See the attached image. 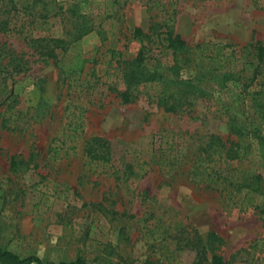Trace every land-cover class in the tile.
Instances as JSON below:
<instances>
[{"label":"rangeland","instance_id":"1","mask_svg":"<svg viewBox=\"0 0 264 264\" xmlns=\"http://www.w3.org/2000/svg\"><path fill=\"white\" fill-rule=\"evenodd\" d=\"M8 2L12 25L26 23L0 30V247L54 263L193 264L204 248L264 264V62L248 82L237 59L264 46V0ZM176 34L233 51L237 74L188 94L178 82L196 62L176 67ZM31 38H59L58 63ZM172 89L175 112L157 102ZM92 137L103 158L88 155ZM252 179L249 205L239 187Z\"/></svg>","mask_w":264,"mask_h":264},{"label":"trees","instance_id":"2","mask_svg":"<svg viewBox=\"0 0 264 264\" xmlns=\"http://www.w3.org/2000/svg\"><path fill=\"white\" fill-rule=\"evenodd\" d=\"M12 2V0H9ZM35 1V0H34ZM5 0H0V30L7 32L12 30L13 28L15 30H19V32L22 31L24 24L26 21L21 20L20 23L16 22L15 25H12V17L13 14L9 17V13L11 10L16 11L14 3L11 5V8L8 9V3L4 5ZM17 12V11H16ZM3 14V15H1ZM8 14V15H7ZM37 14V13H35ZM34 16V14H33ZM34 19H32L33 21ZM90 30V27H89ZM135 34L140 35L142 34V31L140 29H135ZM169 46L174 48L178 53L184 54L181 56L182 58L176 59V67L180 68L185 64H188L189 62H196L195 63V74L190 77L189 79H181L179 80V84L184 85L188 89V94H195L198 92V94H203L204 90L199 87L201 83H203L206 79H214L216 82L215 84L223 85L226 81L233 79L234 75L237 74L235 71L236 64L234 63L235 60V54H233V51L231 55H233L232 59L231 57L224 56V58L219 59V50L216 48V45H211L207 42H201L194 46H189L185 40L181 38L180 35L176 34L174 36H169ZM34 42V50L37 54L40 56H44L47 58L54 59V62L58 63V53L56 52V49L59 46V38L54 39L51 38L44 42L41 39H32ZM50 41H53L52 44H49ZM216 49V50H214ZM209 52V53H207ZM239 56L237 59L241 60V64H243L242 70H249L250 74L247 76L248 82H253L254 78H256L261 73L262 64L264 62V46L259 41H255L254 43H249L241 46L238 51ZM10 59H17L15 58L14 54L10 55ZM20 59V58H19ZM10 60V61H11ZM183 60L182 62H180ZM82 61V60H81ZM8 64V63H7ZM189 66V65H187ZM77 67H81V64L79 63ZM1 73V68H0ZM155 76H158L157 72H153ZM178 75V71H173L171 75H167L166 78L170 80L171 83H176L175 76ZM128 76V75H126ZM128 79L131 81L136 80L141 81V78L138 77L137 74H134V72L130 73V77L128 76ZM128 85L126 89H124L120 94L122 97L123 102H128L130 99V82H128ZM181 90H175L172 89L167 96H159L158 97V104L164 106L165 111L175 112L178 107L181 106ZM188 99V97H187ZM171 100L170 103L168 101ZM0 104H2V100L0 98ZM264 141V138L261 139ZM105 145V142L101 140L99 137H92L91 140L88 142V155L92 158H103L104 155L102 153V149ZM224 145V144H222ZM227 156V155H226ZM15 164L14 161H12V165ZM259 177V176H255ZM242 185L239 187V191L246 190L245 195L247 197V203L249 205H253V202H251V199L254 198L253 193H258V187L259 186H252L253 179L250 182L247 183H241ZM256 208H259L262 212H264V203H257L255 205ZM202 249L197 250V260L193 262V264H229L228 261H226L221 255L219 254H212L211 256H208L206 252ZM0 260L6 261L11 264H31L33 262L37 264H87L83 259L76 258L73 261L70 262H60V263H54V262H44L37 256H28V257H21L16 252L8 249V248H2L0 247Z\"/></svg>","mask_w":264,"mask_h":264}]
</instances>
